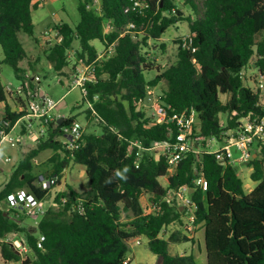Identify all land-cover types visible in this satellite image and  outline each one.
I'll return each mask as SVG.
<instances>
[{
	"label": "trees",
	"instance_id": "obj_1",
	"mask_svg": "<svg viewBox=\"0 0 264 264\" xmlns=\"http://www.w3.org/2000/svg\"><path fill=\"white\" fill-rule=\"evenodd\" d=\"M41 1L0 0L2 64L12 69L18 83L40 61L37 57L30 62L18 34L33 36L31 12ZM77 1L78 23H64L62 43L44 48L42 55L55 73L66 78V53L74 41L79 44L76 56L95 63L99 80L87 87L82 102L97 97L94 115L86 108L85 118L96 120L99 133L83 132L81 145L69 153L56 141L58 129L51 126L46 139L34 144L18 162L0 187V257L6 263L21 264H124L132 245L145 240L159 264H197L192 254L169 251L171 243L191 240L178 232L161 237L163 228L180 221L179 208L165 205L162 214L145 215L139 201L141 195L159 200L167 191L186 186L197 208L193 224L203 229L207 264H264V148L247 163L250 181L255 183L248 193L234 166H220L213 154L203 150L187 154L169 173L166 160L151 148L154 143L175 140L179 132L175 122L157 123L149 113L137 110L146 88L164 83L159 92L169 117L195 112L193 137L218 138L223 131L236 128L239 118L261 115L264 106L258 93L244 84L240 73L254 67L257 75L264 76V0H182L190 8L187 16L175 0H145L141 12L131 9L130 0H100L98 13L88 9V0ZM106 21L111 27L108 33L103 32ZM179 22L187 23L195 51L180 48L178 39L173 42L177 45L175 62L152 69L143 51ZM93 40L103 48L113 45L111 54L96 61L97 52L90 45ZM158 48L164 52L166 46L162 43ZM150 71L156 74L147 81L144 74ZM219 95H229V99L223 103ZM7 98L0 83V103H4L0 131L6 132L24 115L12 111ZM17 101L23 107V101ZM74 121L70 116L63 124ZM46 150L53 152L46 176L61 178L65 169L81 166L87 189L79 193L66 185L38 225L26 228V217L7 208L6 197L19 190L41 199L48 196L51 188L43 190L33 174L34 159ZM199 171L207 182L204 192L194 184ZM162 178L166 185L161 184ZM10 233L24 238L25 259L3 241ZM38 235L44 236L40 249L36 247Z\"/></svg>",
	"mask_w": 264,
	"mask_h": 264
},
{
	"label": "built area",
	"instance_id": "obj_2",
	"mask_svg": "<svg viewBox=\"0 0 264 264\" xmlns=\"http://www.w3.org/2000/svg\"><path fill=\"white\" fill-rule=\"evenodd\" d=\"M44 1V0H42ZM41 1V2H42ZM95 7V13L100 12V0H88V9L91 6ZM131 9L141 12L146 8L145 0H130ZM129 8L125 10L128 11ZM90 10V9H89ZM64 23L59 22L52 27L42 31L40 39L41 45L46 48H51L60 45L63 41L61 34V27ZM129 28H134L129 25ZM111 27L106 21L103 23V32L108 33ZM180 39V48L194 52L192 36L187 33ZM113 45L103 48L100 53H97L96 61H100L111 54ZM75 55V56H74ZM66 58L71 62V68L68 77L58 75L57 82L62 85L63 79L67 82L66 86L69 90L78 89L83 98L87 97V87L96 84L99 80L97 75V67L94 62H88L85 58H78L75 52L72 53L69 49L66 53ZM244 72L240 73V78L245 82L243 76ZM253 81V86L258 93L259 103L264 106V76L257 75ZM39 82L38 76L32 75L30 72L23 74L22 82L18 83L17 87L12 89L10 86H3L4 92L7 96L17 97L23 101L21 109L24 115L17 120L9 129L8 132L0 131V143L7 142L10 147H19L25 142L36 144L41 140L46 139L49 129H58L56 141L60 142L63 149L69 153L77 150L81 145L83 128L74 121L70 124L63 123L55 128V123L58 119L65 120L64 115L57 112L59 101L47 97L39 88H30V84H37ZM26 93H25V87ZM37 86V85H36ZM163 95L159 92L157 87L146 88L145 95L138 99L137 110H142L149 113L157 123L164 121H174L178 134L173 142H159L152 145V151H158L167 162L169 171L176 168L178 163L182 161L189 153H198L203 150L208 154H213L215 161L222 167L225 165L235 166L237 164H247L251 158L255 157L261 148H264V112L261 115H251L241 117L237 121V127L234 129L225 130L218 138L210 137L204 139L201 136H192L193 127L196 124L195 112L183 111L181 113L168 116L169 108L163 103ZM97 100L94 96L92 101H87L86 106L94 115L93 102ZM20 111V112H21ZM5 127L9 126L8 122L4 123ZM59 138H63L60 141ZM138 146L137 143H135ZM217 145L218 147H215ZM236 155V157H235ZM8 162L9 159H4ZM61 178L58 176L46 177L39 185L41 188L49 189L59 185ZM196 187L201 191H206L207 182L203 178L202 173L196 172V179L194 181ZM49 189V190H51ZM50 192V191H49ZM47 197L41 199L26 190H19L16 193L9 194L6 197V206L9 209L21 215L34 219L33 226L38 225L47 208ZM65 199H62L64 202ZM178 207L180 210V218L184 221L185 232L191 238L195 232L196 226L193 224L194 214L196 212V205L191 199L190 189L186 186L179 188L177 191L169 190L166 195L159 200L148 201L142 206L145 215H160L164 210V206ZM19 214H15L18 217ZM173 222L170 226H173ZM170 226L163 228L164 232ZM161 232V233H162ZM4 242L11 244L13 249H16L20 254L27 251L25 240L18 234L10 233L3 239ZM44 241V236L38 235L36 247L41 248ZM134 245H140L136 241ZM130 256H128L124 264H128Z\"/></svg>",
	"mask_w": 264,
	"mask_h": 264
},
{
	"label": "rangeland",
	"instance_id": "obj_3",
	"mask_svg": "<svg viewBox=\"0 0 264 264\" xmlns=\"http://www.w3.org/2000/svg\"><path fill=\"white\" fill-rule=\"evenodd\" d=\"M175 5L179 7L185 16L190 14V8L182 4V0H175ZM90 10L96 11L95 7H89ZM31 19L34 26V33L32 37L25 35L24 33H19L18 38L19 41L26 52L27 57L29 58L31 63H34L36 58L39 57L40 61L35 63L34 69L35 71L30 73L34 76H38L39 82L37 83L39 90L43 91V93L53 99L54 101H59L57 106V112L65 117L73 116L75 117L76 122H78L83 128L84 132H93L95 134L99 133V127L95 119H86L85 118V110L87 108L86 104L82 102V95L78 89L69 90L66 86V81L63 79L62 85L57 82L58 74L55 73L51 69V65L45 60L42 55V50L46 47L41 45V33L43 30L52 27L54 24L59 22L66 23L70 26H74L79 21V13H78V1L77 0H44L39 3L36 10L31 12ZM188 33V26L185 22H179L174 26L169 27L165 33L161 37V41L157 43L149 42L148 44L151 46L150 49L144 50L143 53L147 54V59L149 62V66L152 69L155 68H165L176 60L177 54V45L173 42L181 38L183 35ZM36 40L38 43H36ZM165 44L166 48L164 52H161L158 48L160 44ZM155 44V46H154ZM90 45L96 50L97 53L102 51V44L98 40H93L90 42ZM79 49V44L77 41H74L71 46V51L76 52ZM75 56V55H74ZM3 53L0 48V83L2 86H10L12 89L17 87L18 82L15 78L14 72L12 69L2 64ZM71 65V62L69 63ZM69 74V70L66 71ZM155 71L146 72L144 74L145 79L151 80L155 76ZM244 79L246 80L244 84H246L249 88L255 89L253 86V81L257 76V71L252 67L248 69L243 74ZM65 77V76H64ZM164 83L160 84L157 89L163 88ZM9 98V97H8ZM7 98V99H8ZM220 100L224 103L229 99V95H219ZM11 102L13 104H19L17 97H10ZM3 105L0 107V113L3 111ZM221 122H225V116H220ZM60 141H63V138H59ZM32 145L26 142V146L12 148L9 146L7 142L1 143L0 145V167H3L5 170H12L18 162L23 158L24 151L27 147H31ZM218 147L217 145H214ZM21 148H23L21 150ZM53 155L51 150H46L41 152L37 158L33 161V174L38 176L40 179V184L46 177L47 172L50 169V162L48 156ZM8 157L10 162L4 163V158ZM236 157V155H235ZM46 160V161H45ZM45 161V162H44ZM44 162V163H43ZM43 163V164H42ZM237 176L241 179L244 187V191L248 193V191L255 185V183L250 181L249 175L251 169L247 164H237L234 166ZM172 171H169V173ZM42 176V177H41ZM2 179L0 177V183ZM62 187L58 188L60 185L54 186L48 196H47V208L52 209L54 204V197L57 193L62 192L64 189V185L71 186L76 192H84L87 189V180L85 175L83 174V168L81 166H71L62 172L61 177ZM162 185L166 183L165 179H160ZM1 187V186H0ZM143 206L150 201L148 195H143ZM53 206V207H52ZM123 220L124 217H123ZM23 225L25 227L32 226L34 219L26 217L23 220ZM176 227L178 229V233L182 236L187 237L189 240V235L185 232L184 221L180 219V221L176 222ZM26 227V228H27ZM175 228H167L164 232L161 233V237L167 239L168 236L172 233ZM21 237V235H19ZM169 250L171 254H187L193 252L195 257V261L197 264H207L205 251L203 249V244L200 242L198 245H195L194 242H181L173 244L171 243L169 246ZM28 256L27 251L21 254V258L25 259ZM131 258L130 264H159V261L155 256H153L147 248L146 241L142 240L140 245H132L131 253L129 254ZM0 264H21V262L17 263H6L0 257Z\"/></svg>",
	"mask_w": 264,
	"mask_h": 264
},
{
	"label": "crops",
	"instance_id": "obj_4",
	"mask_svg": "<svg viewBox=\"0 0 264 264\" xmlns=\"http://www.w3.org/2000/svg\"><path fill=\"white\" fill-rule=\"evenodd\" d=\"M162 40V39H161ZM103 49V48H102ZM70 68H71V65H69L68 66V68L66 69V71L67 70H69L70 71ZM66 78V77H65ZM160 84H162V83H160ZM159 84V85H160ZM37 84H30V87H32L33 89H35L36 87H38V85L36 86ZM158 85V86H159ZM158 86H156V87H158ZM40 92H43V91H41L40 90ZM6 104L8 105V106H10V108H11V110L12 111H14V112H20L21 111V109H22V107L20 106V105H15V104H13L12 102H11V99L10 98H8L7 99V101H6ZM3 105V107H4V103H0V107ZM28 143V142H27ZM30 144V143H29ZM0 145H1V143H0ZM32 146L31 147H27V149L24 151V155L30 150V149H32L33 147H34V145L33 144H31ZM23 146H26V142H25V144H23V145H21V146H19V147H23ZM17 148V147H16ZM23 148H21V150H22ZM52 156V155H51ZM50 155L47 157V158H45L46 160L48 159V158H50L51 157ZM6 158H8V157H6ZM6 158H4V159H6ZM37 158V157H36ZM35 158V159H36ZM9 159V158H8ZM34 159V160H35ZM45 160V161H46ZM4 161V160H3ZM44 161V162H45ZM8 162H10V159H9V161ZM8 162H5L4 161V163H8ZM43 162V163H44ZM42 163V164H43ZM16 167V166H15ZM15 167H13V169L15 168ZM83 168V167H82ZM13 169L12 170H5L3 167H0V177H1V179H2V181H1V183H0V186H2L4 183H6L7 182V180H8V178L10 177V175H11V173H12V171H13ZM64 172V171H63ZM51 172H49V174H50ZM83 174H84V169H83ZM42 177V176H41ZM46 177H48V176H46ZM45 176H43L42 178H46ZM39 181H40V179H38V183H39ZM164 185H166V183L164 184ZM65 186L66 185H64V189H65ZM255 186V185H254ZM253 186V187H254ZM62 187V184H61V182H60V185L58 186V188H59V190H60V188ZM253 187H251V189L249 190V191H251L252 190V188ZM63 189V190H64ZM62 190V191H63ZM248 191V192H249ZM143 199H144V197H143V195H141V197H140V199H139V201H140V205H141V207L143 206ZM180 219H182V218H180ZM169 228H175V230H173L172 231V233L173 232H177L178 231V229H177V227H176V225H175V223L173 224V226H170ZM191 242H194L195 243V245H198V243H202L203 244V229L200 227V226H196V228H195V232H194V234H193V236L191 237ZM203 249H204V246H203ZM170 251V250H169ZM205 251V250H204ZM187 254H192L193 255V252H190V253H187Z\"/></svg>",
	"mask_w": 264,
	"mask_h": 264
},
{
	"label": "water",
	"instance_id": "obj_5",
	"mask_svg": "<svg viewBox=\"0 0 264 264\" xmlns=\"http://www.w3.org/2000/svg\"><path fill=\"white\" fill-rule=\"evenodd\" d=\"M63 123V119H58L55 123V128ZM19 254V252H17Z\"/></svg>",
	"mask_w": 264,
	"mask_h": 264
},
{
	"label": "clouds",
	"instance_id": "obj_6",
	"mask_svg": "<svg viewBox=\"0 0 264 264\" xmlns=\"http://www.w3.org/2000/svg\"><path fill=\"white\" fill-rule=\"evenodd\" d=\"M125 171H127V169H125ZM116 175H121L119 171H117ZM123 178V177H122Z\"/></svg>",
	"mask_w": 264,
	"mask_h": 264
}]
</instances>
